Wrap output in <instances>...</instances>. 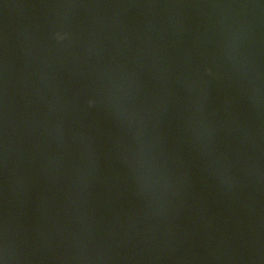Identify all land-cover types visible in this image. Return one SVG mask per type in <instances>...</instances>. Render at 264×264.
Masks as SVG:
<instances>
[{
	"label": "water",
	"instance_id": "95a60500",
	"mask_svg": "<svg viewBox=\"0 0 264 264\" xmlns=\"http://www.w3.org/2000/svg\"><path fill=\"white\" fill-rule=\"evenodd\" d=\"M0 264H264V0H0Z\"/></svg>",
	"mask_w": 264,
	"mask_h": 264
}]
</instances>
